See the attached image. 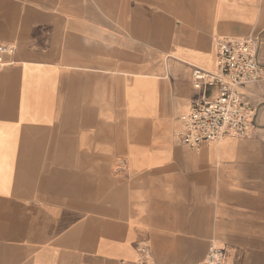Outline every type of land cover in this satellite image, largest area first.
<instances>
[{"label":"crops","instance_id":"crops-1","mask_svg":"<svg viewBox=\"0 0 264 264\" xmlns=\"http://www.w3.org/2000/svg\"><path fill=\"white\" fill-rule=\"evenodd\" d=\"M231 37L264 67V0H0V264H264V80L248 137L177 136Z\"/></svg>","mask_w":264,"mask_h":264},{"label":"built area","instance_id":"built-area-1","mask_svg":"<svg viewBox=\"0 0 264 264\" xmlns=\"http://www.w3.org/2000/svg\"><path fill=\"white\" fill-rule=\"evenodd\" d=\"M14 51L13 45L0 43L2 66L7 64V56ZM217 51L216 71L200 68L193 73L195 86L217 87L216 96L194 101L179 118L177 136L191 148L226 138H246L251 135L257 116V109L243 97L240 89L264 80L258 41L253 37L221 38L217 41ZM140 260L144 264H156L148 244L141 246ZM195 264H226L222 248L211 246L205 260Z\"/></svg>","mask_w":264,"mask_h":264}]
</instances>
